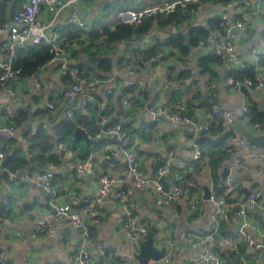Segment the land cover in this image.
<instances>
[{"label":"crops","instance_id":"1","mask_svg":"<svg viewBox=\"0 0 264 264\" xmlns=\"http://www.w3.org/2000/svg\"><path fill=\"white\" fill-rule=\"evenodd\" d=\"M165 1L172 0H75V4L81 7L80 12L74 11L73 4L56 16L50 14L47 7H44L39 19L46 23L52 21L53 26L48 29V32L49 34L59 33L61 39V30L75 26L70 23L73 18H78L85 24L84 29L75 26L84 31L80 39L81 42L70 40L65 45L64 40L66 39L64 37V40L62 39L63 45L71 51L70 67L73 77L77 78L74 74V70H79L78 68L74 69L76 65L78 63L89 65L91 63L89 54L96 51L95 44L100 46L102 41L91 40L89 33L92 32L94 25L98 27L101 24H106L113 29L118 22L117 15L120 11L141 10L162 4ZM241 1L235 2L241 3ZM248 1L250 3L248 9L258 15L248 21V34L245 35L242 31L235 32L234 39L235 52L245 63L246 69L253 66L250 54L261 46V40L264 38V3H260L258 0ZM228 5L201 4L192 14L177 15L173 21L171 20L172 22H170L172 17H169L166 20L170 24L163 28H157L156 25L150 34L138 40L105 47L109 48L108 56L115 61V67L106 74L95 73L104 76V78L112 73V76L118 79V90L116 96H110L108 95L109 84H101L93 89L90 103L104 109L110 102H116L117 109H121L120 124H131L135 131H140L138 133L127 131L130 135L128 146L135 153L141 170L148 177H155L152 174L158 161L162 160L163 166H168L169 156L173 153L174 164L170 169L175 170L179 164H182L183 167L175 170L178 172L177 177L167 176L168 186L166 189L169 191H165L170 192L176 183L184 182L189 186L188 198L170 206H160L157 203L158 193L153 189L140 188L124 201L114 196L101 199L98 180L104 176L113 180L116 188L131 187V178L125 174L126 161L123 158L111 156L109 149L116 146L113 138L107 135H103L100 139H96V136L92 138L86 129L77 125V128H82L91 140L87 143L84 139H77L74 135L75 140L81 142L79 144L81 149L73 151L68 149L67 145H61L52 154L55 158L46 161L44 168L27 169L25 173L28 177L23 182L11 183L8 179H3L2 174L0 175V211L5 214H0V248L5 250L4 254L12 264H69L75 255L83 251L92 252V264H113L123 257H131L129 264H140L136 257L134 258V249L122 228L123 222L129 216L141 219L150 231L157 230L158 225L162 224L164 236L159 238L150 232V235L154 237L157 249L162 248L164 238L179 243L180 250L171 256L169 263L162 260L156 264H188L193 256L205 251L206 238L212 231L214 206L210 201L205 200L206 187L212 191L213 195L224 198L230 205L231 221L221 229L220 236L232 235L237 238L242 232H245L257 240L264 239V195L258 199L255 206L247 209L245 217L239 215L241 205L247 201L249 196L254 192H263L264 190V149L258 150L255 145H252L253 147L247 145L245 138L238 135L236 131L232 130L227 133L228 128H222L224 132L213 134L214 129H218L213 126L212 131L203 134L213 141L221 140L230 134L227 146L235 145L236 147L235 150L230 151V162L219 164L217 172L222 173L226 167L231 166L236 158H242L246 164L245 169L240 172L230 170L228 178L234 180L238 184V188L229 191L227 180L223 184L226 189L219 192L216 190L210 156L197 162L193 160L194 148L198 144V136L192 135V132H195L194 129L188 126H178L164 118L152 121L149 116V113L156 108L162 109L173 104L185 103L188 105L190 114L200 122H210L211 117L208 112L212 107V95L216 94L213 102L227 111H235L244 104H249L250 114L242 122L245 129L254 136H262L264 135L261 128L264 125V88L258 91L246 86L239 90L232 89L228 84V79L234 69L222 61L210 67V70L216 75L201 74L199 61L205 54L211 53L210 43L203 46L199 42L197 46L191 48L186 57L180 50L174 51L166 48L165 59H160L155 65L153 73L148 70L147 62L140 65L133 54L134 48L148 49L156 44L157 39L164 40L169 34L181 33L188 38L189 30L193 26H203L209 29L210 20L218 16L228 15L232 21H235L237 11ZM111 15H115V18ZM6 36L0 37V60L3 58L1 46L6 40ZM213 36L218 37L222 42L226 38L225 34L218 32L209 37ZM141 42L144 45L138 46ZM133 58L136 59L140 67L138 73L135 76H117V70L121 66L131 65ZM181 58L189 62L187 68L180 63ZM189 68L195 70L196 73L191 74L192 77L189 79H179L180 74ZM257 72L258 76L264 80V70L259 67ZM39 75L43 78L42 89H38L36 86V78ZM63 80L64 76L59 62H56L40 69L34 77L19 79L12 85L17 97L16 99L9 97L0 99V126L16 124L13 117L20 110L28 112V120L23 125L17 126L19 132L14 136L0 133V149L2 151L3 148L10 154L22 151V154L31 160L28 144L29 139L33 137L32 131L35 130L37 134L39 127H48L51 130L63 120H72L73 123H76L75 119L65 118L67 104L64 93L65 89L71 85H67ZM167 81L168 87H175L169 93H166L163 87V83ZM126 93L127 97H123L122 103H119V98ZM126 98H129L128 106L123 105ZM49 103H54L57 109L55 111L48 109L46 104ZM78 110L76 107V112ZM254 119L255 122H253ZM102 120L104 122L106 119L103 117ZM144 121L155 123V130L142 132L140 127ZM11 140L13 143L10 146L7 142ZM157 140L159 143H156ZM83 148L90 151L87 157H82L80 154ZM9 149L13 151L8 152ZM202 149L205 153L208 152V150ZM78 163L86 165L84 175H76L75 168ZM50 165L56 167L52 174L57 186L56 201L58 203L69 204L74 210L80 211L89 202L94 204L99 211L100 223L88 225L89 238H84L80 232L67 223L60 225L52 236L33 235L34 225L40 218L55 216V209L52 207L55 198L31 182V179L45 171ZM88 166L91 167L92 175H94L92 177L87 171ZM245 191H249V193ZM6 195L9 198L8 205L3 204V197ZM191 197L205 201L204 214L196 215L190 211L188 200ZM229 199L232 201L230 202ZM81 204H83L82 207ZM2 207H5V210H2ZM239 224L242 225L241 231H238ZM183 235L201 239L197 240L196 244H187L181 241ZM246 246L244 243H239L237 254H230L226 248L220 247H216L214 252L223 264H264V250L258 253Z\"/></svg>","mask_w":264,"mask_h":264},{"label":"built area","instance_id":"2","mask_svg":"<svg viewBox=\"0 0 264 264\" xmlns=\"http://www.w3.org/2000/svg\"><path fill=\"white\" fill-rule=\"evenodd\" d=\"M103 1V0H98ZM260 3H264V0H258ZM203 0H172L165 1L162 4L156 6H149L141 10H123L117 15L119 23L124 24H135L142 25L146 19H154L157 24L159 20L178 12L192 14L196 12L195 7H200ZM73 9L76 13L81 11V7L75 4V0H26L21 6H19L14 14L13 20L10 23H6L0 26V37L6 36V40L2 43V55L3 58L0 60V99L2 97H9L10 99H16L17 94L13 89L12 85L20 79L21 70L15 68V61L18 53L22 50H28L34 44L43 43L49 46L50 53L53 55V59L48 63L59 62L62 75L65 77L70 71L71 64V51L68 47L63 45V41L59 33L49 34L48 29L53 26V22H42L39 19L40 14L44 7L50 14L58 15L68 6L73 5ZM250 3L248 0H242L240 2L230 3L228 7L234 8L237 11V17L235 21H232L228 15H223L222 20L226 27L225 35L226 38L222 42L218 37H209L208 40L200 41V44L205 46L209 43L212 46L211 53L218 56L222 62L232 67L234 70H244L245 63L237 56L235 52L234 39L235 31L238 29L245 35L248 34L247 23L251 19L255 18L258 13L252 12L248 9ZM71 24L77 26L80 29L85 28V24L78 18H73L70 21ZM32 44V45H30ZM143 42L139 43L138 46H143ZM163 53L159 52L154 57H151L147 61V68L153 73L155 65L164 58ZM264 56V38L261 40V46L258 49H254L250 54V60L253 66L258 71L261 67L264 70V64H261V60ZM180 63L183 67L189 66V62L184 59H180ZM140 67L138 66L136 59L133 58V63L129 66H121L117 72V76H135L138 73ZM191 74H195L196 71L189 68ZM258 73V72H257ZM75 83L71 84L70 90L65 91L64 99L67 104V110L65 112V118L74 119L76 115V107L86 112V108L90 104L92 91L101 84H109L110 89L108 95L116 96L117 94V78L109 73L106 78L102 75H90L81 76L79 70H74ZM168 84V81L166 82ZM228 84L234 90H239L243 86L253 88L258 91L264 88V80L258 76L255 79H236L230 77ZM36 86L38 89L43 88V78L39 75L36 78ZM216 94L212 95V107L208 112L211 121L200 122L196 117L190 114L188 105L185 103H178L170 105L165 108H156L149 113L150 119L156 121L163 117L167 121L178 126H188L194 129L198 139L203 134L209 132L213 126L220 127L223 129L228 128L234 123L235 119H247L250 114L249 104H244L242 107L235 111H227L222 109L218 104L214 103ZM129 98L124 99L123 105H129ZM50 110H56L54 103L46 104ZM45 107V105H42ZM9 109V108H8ZM264 131V125L261 127ZM19 128L14 124L9 126H0V133L10 134L12 136L18 134ZM36 131H32V136H35ZM103 135H107L113 138L116 142V146L109 149L111 156L114 158H123L126 161L127 174L131 178V187L127 189L116 188L114 181L108 176H104L98 180L100 188V195L102 198L114 196L121 201L126 200L130 197L134 191L140 188L153 189L158 193L157 203L160 206H170L173 203L181 202L188 198V185L187 183L180 182L176 183L170 192L164 190V186L160 182V179L173 175L178 176V172L175 171L177 168L181 169L182 164H179L175 170H171L170 167L174 164L173 153L169 156V165L162 166L157 171L155 177H148L147 174L141 170L140 164L137 161L135 153L128 146L129 133L123 128L122 125H117L114 128L99 133L96 135V139H100ZM26 142V140L24 139ZM156 143H159L157 140ZM245 143L251 147L252 144L245 141ZM206 157H209L205 151L197 144L194 148L193 160L200 161ZM6 154L0 149V175L7 172L9 181L11 183H19L25 181L28 177L25 171H14L8 172L4 169V162ZM246 164L242 158H236L230 166V170H236V172L245 169ZM56 169L54 165H50L45 171L38 174L35 178L31 179V182L45 192L49 193L52 198H55L52 203V207L55 209V216L40 218L34 225L33 235L34 236H52L56 233L58 227L62 224H69L71 227L76 229L82 234L84 238L90 237V229L88 227L91 223H100V213L94 206V204L87 202L80 211L74 210V208L66 203H58L56 201L57 186L54 182V176L52 172ZM175 171V172H174ZM77 176L84 175L86 172V165L84 163H78L75 168ZM230 190H236L238 184L231 178H227ZM264 195L263 192L252 193L247 201L241 205L239 215L242 217L246 216L248 208L256 205L258 199ZM214 206V213L212 216V231L207 239V247L204 252L193 256L188 264H223L221 259L215 254L214 249L216 247L226 248L230 254H237L239 251V243H244L247 247L254 249L260 253L264 250V239L257 240L252 238L247 233L242 232L239 237L234 236H220L222 226L228 224L231 221L230 205L224 198L211 195L209 200ZM204 200L197 197H191L188 200L190 211L196 215H202L205 212ZM3 204H9L8 196L3 197ZM123 231L128 237L133 249V256L138 253L142 244L145 242L147 237L150 235V229L148 226L141 221L138 217L129 216L123 222ZM157 237L164 236V229L162 224L157 227ZM200 237H190L183 235L181 241L187 244H196ZM164 247L167 249V254L163 259L166 263L171 261V256L180 250V245L177 241H171L169 239H163ZM163 247V246H162ZM93 255L90 251H83L78 255H75L69 264H92ZM131 263V257H123L117 263L113 264H129ZM0 264H12L5 254L1 255ZM148 264H156V262H150Z\"/></svg>","mask_w":264,"mask_h":264},{"label":"trees","instance_id":"3","mask_svg":"<svg viewBox=\"0 0 264 264\" xmlns=\"http://www.w3.org/2000/svg\"><path fill=\"white\" fill-rule=\"evenodd\" d=\"M235 1L241 0H203L202 4L207 5L209 3H213L227 6L228 4ZM24 2L25 0H0V26L9 23L13 19L16 9ZM198 8L199 6L195 7L196 10ZM188 14L189 13L178 12L159 20L157 24L155 23L154 19H146L142 25H131L117 22L113 29H111L106 24H99L100 26L98 27H95L94 25L92 32L89 33V35L92 41L102 40L100 46L99 44L94 43L97 46V50L89 54L91 62L89 65L85 63H78L75 68H72L79 69V77H87L90 75L97 76L98 74H95L97 72L106 74L114 69L115 61L108 56L109 48L105 47H112L113 44L121 42H133L143 36L150 34L155 29L156 25L158 26L157 28H163L167 26V24H170V22H172L177 15L187 16ZM169 17L172 18H170V22L167 23ZM225 29L226 27L224 25V21L222 20V16H218L210 20L209 29L203 26H193L189 30L188 38L181 33L169 34V36L164 40L157 39L156 44L153 47L148 49H144L142 47H137L136 49L134 48L133 54L136 56L137 62L140 63V65H144L145 62H147L151 57L157 55L159 52L164 54L166 48H170L174 51L180 50L182 55L186 57L189 55L191 48L197 46L200 41L208 40L209 36L215 32L225 34ZM83 33L84 31L78 29L75 26H69L68 28L61 30L62 39L63 37L66 39H63L65 45H67V42L70 40L80 41ZM100 47L104 48L100 49ZM172 54L174 55L175 53ZM52 59L53 55L50 53L49 46L43 43L34 44L28 49V51L22 50L18 53L17 59L15 61V68L21 70L20 79H29L34 77L40 69L48 65ZM164 59L165 56L162 60ZM220 62L221 59L218 56L212 53L205 54L199 61V68L201 69L200 73L203 75H216L212 70H210V67ZM261 64H264V57L261 60ZM69 69L70 71L63 80L67 85L75 83V78L73 77L71 67ZM256 75L257 71L254 66H251L250 69H246L245 67V69L242 71L233 70L230 73V77H234L236 79H255ZM191 77V71L190 69H187L180 74L179 79L186 80ZM1 88L2 86L0 84V89ZM127 95V93L124 94V96L121 95L122 97L119 98L118 102L122 103V98L127 97ZM120 114L121 109H117L116 102H110L107 107H104V109L99 105L90 103L86 108V112H82L80 110L76 112V116L74 118L76 123H70L69 121L63 120L51 130L48 127H39L37 129V134L29 139L28 152L32 157L31 160H28L27 157L22 154V151H15L10 154L7 153L5 148H3V151L6 154L4 169L8 172H14L17 170L26 171L27 169L33 170L35 167L42 169L44 168L46 161L53 160L55 158L52 154L54 151L59 149L61 145H67V148L73 151L81 149L79 146L81 142L75 140L74 138V131L77 128V125H80L86 129L88 135L93 138L100 132L108 131L119 125ZM103 117L106 119L104 122L102 120ZM13 120L16 122V126L23 125L28 120V112L23 110L18 111L15 117H13ZM253 122H255V119ZM123 128L126 131L132 133L140 132L139 130L135 131L131 124H125L123 125ZM155 128V123H148L144 121L140 127V130L142 132H152L155 130ZM218 132H224V130L218 127V129H214L213 134ZM230 137L231 135L228 134L221 140L213 141L203 135L200 139H198V144L200 147L208 150L209 152L208 153L206 151V153L209 154L210 161L213 164V178L216 183V190L219 192H223L226 187L221 183V173L216 171L217 166L221 163L226 164L230 162V151L236 149L235 145L227 146V141ZM12 143V140L7 142V144L10 146ZM12 151L13 150L11 149L8 150V152ZM89 153V150L83 148L80 154L82 157H87ZM2 178L9 179L7 172L2 173ZM229 201L231 202L232 199H229ZM0 214L5 215L3 214V211H0ZM155 232H157V230L153 229L151 234L155 235Z\"/></svg>","mask_w":264,"mask_h":264},{"label":"water","instance_id":"4","mask_svg":"<svg viewBox=\"0 0 264 264\" xmlns=\"http://www.w3.org/2000/svg\"><path fill=\"white\" fill-rule=\"evenodd\" d=\"M235 32H241L238 29H234ZM163 87L166 90V93H169L170 90H174L175 87H168V84L165 82L163 83ZM70 87L66 88L65 91H69ZM165 108V107H164ZM160 119H163V117H161ZM70 123H73L72 120H68ZM236 131V133L238 135H240L241 137L245 138V141L255 145L256 148L258 150H263L264 149V135L262 136H254L250 131H248L247 129H245V125L242 122V120L240 119H235L234 123L231 124L228 129H227V133H229L230 131ZM74 135L77 139H84L87 143H89L91 140L88 137V135L86 134V132L78 127L75 129L74 131ZM192 135H196L195 132H192ZM138 161V159H137ZM233 163V162H232ZM163 166V161H158L153 169V176L156 175L157 171L159 170L160 167ZM87 171L90 175V177L94 176L92 175V170L91 167L88 166L87 167ZM230 176V167H226L223 172L221 173V179H222V184H224L227 181V178ZM167 177H163L160 179V182L162 183V185L164 186V190L169 191V189H166V187L168 186V183L166 181ZM248 192L249 191H245ZM212 195V191L206 187L205 188V200L209 201ZM85 204V203H83ZM83 204H81L80 206L82 207ZM2 210H5V207H2ZM242 230V225L239 224L238 225V231ZM7 239H9V237L7 236ZM164 245V243H162V246ZM4 249L0 248V258L1 255L4 254ZM167 254V249L163 246L161 249H157L155 247L154 244V237L152 235H150L148 237V239L145 241V243L142 244L141 248L139 249L138 253L135 255L136 259L138 260V262L140 264H148L150 262H160L162 261L165 256Z\"/></svg>","mask_w":264,"mask_h":264},{"label":"rangeland","instance_id":"5","mask_svg":"<svg viewBox=\"0 0 264 264\" xmlns=\"http://www.w3.org/2000/svg\"><path fill=\"white\" fill-rule=\"evenodd\" d=\"M111 17L115 18V15H111Z\"/></svg>","mask_w":264,"mask_h":264}]
</instances>
